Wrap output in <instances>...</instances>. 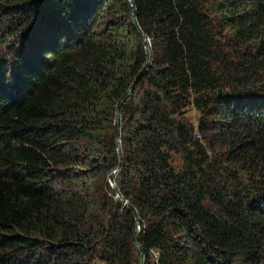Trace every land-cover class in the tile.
I'll return each mask as SVG.
<instances>
[{"label":"trees","instance_id":"16d2710c","mask_svg":"<svg viewBox=\"0 0 264 264\" xmlns=\"http://www.w3.org/2000/svg\"><path fill=\"white\" fill-rule=\"evenodd\" d=\"M131 1L114 182L144 264H264V0ZM144 62L127 0H0V264H137L107 175Z\"/></svg>","mask_w":264,"mask_h":264},{"label":"water","instance_id":"95a60500","mask_svg":"<svg viewBox=\"0 0 264 264\" xmlns=\"http://www.w3.org/2000/svg\"><path fill=\"white\" fill-rule=\"evenodd\" d=\"M128 2V6L130 9V21L132 26L134 27L137 35L140 37V40L142 42V45L144 47V53H145V62L142 66V69L140 70V72L137 74V76L134 78V80L132 81L129 89L126 91V93L118 100L116 106H115V112H114V120H113V129H114V137H115V149H116V153H117V157H118V164L116 167H114L107 175V182L111 188L112 191V196L113 199L115 201L116 204H118L119 206H121L122 208L126 209L128 212H130L135 220V232L132 238V243L137 251L138 254V261L137 264H144V252L143 249L141 247V245L138 242V234H139V229H140V225H139V219L138 216L136 214V211L134 210V208L128 204V202L126 200H124L119 193V190L114 182V175L115 173L120 169L121 166V153H120V145H119V128H120V110L121 107L123 105V103L130 97L134 85L135 83L138 81V79L140 78V76L142 75V73L146 70L148 64H149V50L148 47L146 45V40L144 39V36L136 22L135 19V14H134V7L132 4L131 0H127Z\"/></svg>","mask_w":264,"mask_h":264},{"label":"rangeland","instance_id":"374dc122","mask_svg":"<svg viewBox=\"0 0 264 264\" xmlns=\"http://www.w3.org/2000/svg\"><path fill=\"white\" fill-rule=\"evenodd\" d=\"M197 115L195 111L191 110V112L188 113V118L193 122V124H196ZM100 264V263H95Z\"/></svg>","mask_w":264,"mask_h":264}]
</instances>
